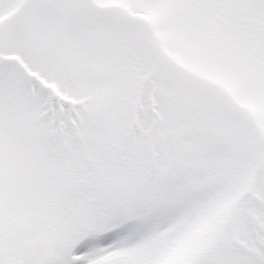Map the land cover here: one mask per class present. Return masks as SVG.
I'll return each mask as SVG.
<instances>
[{"label":"snow or ice","instance_id":"obj_1","mask_svg":"<svg viewBox=\"0 0 264 264\" xmlns=\"http://www.w3.org/2000/svg\"><path fill=\"white\" fill-rule=\"evenodd\" d=\"M0 264H264V0H0Z\"/></svg>","mask_w":264,"mask_h":264}]
</instances>
